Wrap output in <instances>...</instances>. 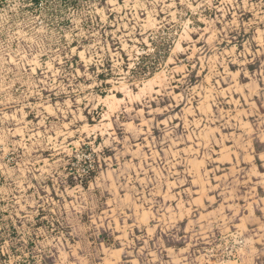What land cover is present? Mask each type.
<instances>
[{
  "label": "rangeland",
  "instance_id": "1",
  "mask_svg": "<svg viewBox=\"0 0 264 264\" xmlns=\"http://www.w3.org/2000/svg\"><path fill=\"white\" fill-rule=\"evenodd\" d=\"M264 0H0V264H264Z\"/></svg>",
  "mask_w": 264,
  "mask_h": 264
},
{
  "label": "crops",
  "instance_id": "2",
  "mask_svg": "<svg viewBox=\"0 0 264 264\" xmlns=\"http://www.w3.org/2000/svg\"><path fill=\"white\" fill-rule=\"evenodd\" d=\"M261 158H262V160H263L262 168L264 169V152L262 153ZM263 175H264V172H263ZM263 179H264V178H263ZM263 187H264V186H263ZM263 201H264V200H263Z\"/></svg>",
  "mask_w": 264,
  "mask_h": 264
}]
</instances>
